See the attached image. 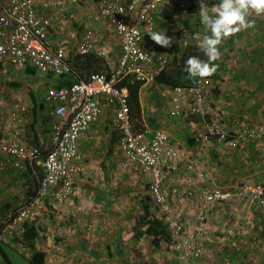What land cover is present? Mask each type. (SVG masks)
I'll return each mask as SVG.
<instances>
[{"label":"rangeland","instance_id":"rangeland-1","mask_svg":"<svg viewBox=\"0 0 264 264\" xmlns=\"http://www.w3.org/2000/svg\"><path fill=\"white\" fill-rule=\"evenodd\" d=\"M183 2L185 8L174 10L170 21L161 16V11L156 15L154 31H165L171 39L169 47L155 44L150 36L144 40L150 55L160 57L165 68L182 66L189 53L202 49L204 36L211 35L201 24L198 0ZM204 2L209 14H214L213 6L220 0ZM57 7L56 14L51 15L54 34L50 41L66 47L73 59L81 36L89 28L95 34L96 50L104 53L100 72L113 67L119 43L110 28L93 21L95 0H74L71 5L62 0ZM249 12L247 18L254 21L253 25L222 39L216 60L222 69L219 78L197 77V84L190 86L197 87L200 95L198 113L195 98L185 95L179 100L178 114L171 116L172 96L164 94L166 88L149 82L141 89L143 107L140 117L132 119L133 126L151 134L154 128L148 119L157 117L156 129L166 133L168 147L174 153L163 162V184L168 189L164 207L149 202L146 178L138 169L122 168L123 157L115 146L116 156L106 162L101 155L107 152L106 141L99 135L95 157L90 163L80 160L82 171L73 176L74 188L87 184L83 163L88 164L90 185L106 187L107 197L104 194L102 203L88 212L79 203L74 204V210L80 212L67 215L66 201L43 212L40 224L34 225L43 237L29 246L22 244L19 236L14 239L20 247H2L12 264H32L31 258L36 255L28 249L35 244L50 250L62 248L69 253L67 264H264V13ZM89 13L93 16L87 18ZM184 76L190 78L189 74ZM47 77L57 84L65 82L55 75ZM4 80L0 82L1 112L11 100L27 102L11 94V88H15L11 83H15ZM50 86L44 84L45 90ZM21 87L28 96L30 88L26 84ZM42 91L36 93L37 99L44 98ZM31 106L27 108L28 129L32 124ZM193 115H201L202 121L191 123ZM41 117L40 130L45 134L40 136L42 142L50 134L51 121L45 112ZM106 132L110 135L109 129ZM28 138L32 144V137ZM215 191L220 193L214 196ZM93 199V194H87L77 200ZM49 259L44 264H59L53 260L58 262L60 256ZM0 264H6L1 256Z\"/></svg>","mask_w":264,"mask_h":264},{"label":"built area","instance_id":"built-area-1","mask_svg":"<svg viewBox=\"0 0 264 264\" xmlns=\"http://www.w3.org/2000/svg\"><path fill=\"white\" fill-rule=\"evenodd\" d=\"M50 4L0 0V65L21 71L30 68L42 76H64L67 81L45 92L43 101L51 122L49 139L41 147H33L23 138L27 113L24 104L11 100L1 112L0 173L31 171L36 181L33 192L11 209L0 224V242L5 236H22L26 222L36 225L43 212L55 209L73 195V176L82 171L81 143L105 108L112 109L109 128L116 134L122 168L141 171L147 180L149 202L161 208L167 200L163 162L174 154L168 147L167 135L161 129L155 128L148 134L133 126L127 90L119 88L118 83L133 75L145 85L165 69L160 57L150 55L144 40L155 30L158 12L166 7L183 10V0H95L93 21L112 30L119 43V54L109 70L85 76L73 69L72 53L50 41L54 34L51 15L56 14L60 2ZM94 35L89 28L83 33L76 56L104 57L96 50ZM165 93L172 96L169 115L178 114L179 100L185 95L195 98L199 112L197 87L166 88ZM36 169L40 170L39 175ZM219 193L215 191L214 196Z\"/></svg>","mask_w":264,"mask_h":264},{"label":"crops","instance_id":"crops-1","mask_svg":"<svg viewBox=\"0 0 264 264\" xmlns=\"http://www.w3.org/2000/svg\"><path fill=\"white\" fill-rule=\"evenodd\" d=\"M36 1L39 3H47V4H48V1H49V4L52 1L55 2V0H36ZM59 1L62 2V0H59ZM65 1H67L69 5L73 4V2H74V0H65ZM90 9H92V8L90 7ZM91 14L92 13H89V15H87V18L91 17ZM103 52H106V51L103 50ZM0 67H1V69H0V73H1L0 74V77H1L0 82H1V80L6 79V80H4V82L15 83L12 85V87H15V88H11V90H10L11 94L13 96L16 95V96H22L21 98H25L26 99L25 101H27V102L23 103V104L26 106V108H28L29 106L32 105L30 97H29V95L32 94L36 99L37 106H39L41 104V107H42L39 109L36 108L37 109V118L38 119L42 118L41 116L44 112L47 114V110L44 111V109L46 107L45 106L43 107V105H44L43 99L44 98L42 99L40 96L37 99L36 93H38L39 89L43 88L42 92H44V95H45L46 90L44 88V84L49 83V84H51V86H55V85H58L57 81H51L50 78H48L47 76H42V75H39L38 73H35L32 76V75H27V73L24 70L21 71V70L15 69V68L14 69L9 68V67L6 68V67H2L1 65H0ZM5 74H6V76H3ZM20 84L22 86H23V84H26V86H28L30 88L28 96H26V91L23 89V87H21L22 90H21V88L19 89ZM24 95L26 97H24ZM141 96H142V92H140V97ZM148 97L150 99L151 94H149ZM40 98L42 100H40ZM2 104H4L3 100H2ZM140 105H142L141 98H140ZM1 110L2 109H1V105H0V119H2V116H3V115H1ZM28 110L29 109H27V113H26L27 117H29V115H30V113H29L30 110L29 111ZM31 115H32V113H31ZM111 115H112V109L105 108L104 112H103V116L90 128V131L87 133L85 140L81 143L80 153H82V159L84 162L90 163V161L93 159V157H95V151H96L95 150L96 149L95 144L97 143L96 140L98 139L99 135L104 136L105 141H106V143H105L106 148H104V149H106L107 152L105 154H101L102 152H100V154L102 156L104 155L103 156L104 159L107 158V159H105L106 162L108 159L109 160L114 159V157L116 156V153H114V146L117 149L116 134L112 133L110 128H109V119H110ZM153 118L156 119L155 120L156 124H158L159 121L157 120V117L154 116ZM25 120L26 121L23 122V129L25 132L24 133L25 137L23 136V138L28 144H30L31 140H30V138H28V136H30V134L28 133L29 132V129H28L29 121L27 119H25ZM191 123L196 124V122L193 120H191ZM40 125L41 124L39 122L34 129V132H36L37 137H38V143H37L38 145L30 144L33 147H41L40 145H42V143L44 145L49 139L50 134H48L45 139H42V142H41L40 136L45 135V134H43V132L40 130ZM157 126H159V125H157ZM160 126H162V124ZM106 128L110 130V135L107 134ZM181 135H182V138L184 139L185 135H183L182 133H181ZM108 136H110V139L107 141L106 137L108 138ZM93 145H94V147H93ZM103 146L104 145H102V147ZM83 166H84V170L86 173L85 179L88 178L87 184L80 183L79 185H76V187L74 188L73 195L67 199V201L65 202V205H64L65 208H67L66 209L67 210L66 214L68 213L67 215H71V214H75V213L80 212V211L74 210V204L76 205V204L81 203V208H83V210L86 209V211H87L89 208L93 209L94 205L96 206V204H99V203L101 204L102 203L101 197L105 196V195L107 197V194H108L106 191H104V190H106V187L101 186V185L100 186H98V185H94V186L92 185L91 186L90 185L89 178L91 175H90V171L88 169L89 166H88V164L85 165L84 163H83ZM98 170H99L98 172H100V168ZM103 172L107 173L106 170ZM25 178H27V181H24ZM31 179L32 178H31L29 172L18 173V172H14V171H11V172L6 171L4 173H0V215H2L1 218L5 219L6 215L9 213V211L11 209L20 205L23 201H25L27 199V197L31 194V192H33L34 185L31 184L32 183ZM82 181L85 182L84 179ZM113 189H114V187H113ZM101 191H102V194L99 197L98 193L100 194ZM87 194L90 197H92V194H93V197H94L93 201L87 200L89 202L88 203V202H86V200H82V201L77 200L78 198L85 199ZM92 202L95 204H93ZM58 216H60V215H58ZM40 220H41V218L39 219L37 224H40ZM80 220H82V219H80ZM73 221L74 220L72 219V222ZM39 237L40 238L43 237L42 234L38 233V238ZM48 237L50 238L51 236L48 235ZM71 238H74V237H71ZM18 239H19V237H18ZM2 244L8 245L10 248H13V249L18 247V245H19V247L21 245L20 243H17L16 241H14V239L8 238V236H5V239L2 242ZM24 244H27V243H24ZM48 248L49 247H45V246L44 247H40V246L36 247V244H35V247L32 246L31 249H28V250L30 251V254H33L34 252L43 253L44 254V260L45 261L47 260L46 262H48V260H50L49 258H51L52 256H60V259H58L59 260L58 262L56 260H53L54 263L67 264L66 263V261H67L66 255L69 254L68 252H64V250H62V248H59L56 250H54V248H52V250H54L52 252V250H50ZM62 254H65V256Z\"/></svg>","mask_w":264,"mask_h":264},{"label":"trees","instance_id":"trees-1","mask_svg":"<svg viewBox=\"0 0 264 264\" xmlns=\"http://www.w3.org/2000/svg\"><path fill=\"white\" fill-rule=\"evenodd\" d=\"M174 10L170 7H166L161 11V16L166 20L170 21L174 17ZM185 27L188 28L187 22H185ZM196 51L191 55V53H187L190 57L196 56L200 58L201 60L208 61V58L205 56L203 51L201 49H195ZM199 53V55L197 54ZM189 59V58H188ZM186 61L184 60V64L182 66H175L174 62V68H171L167 66L161 73H159L154 79L153 83L157 85H161L164 88H180V87H190L191 85H196L195 83L197 80L196 78L190 77V78H185L184 75L188 74L186 71H184L186 67ZM73 69L79 73L80 76H85L89 73H95V72H100L102 70L101 65L104 64V61L102 58H97L93 54H89L86 56H76L72 60H70ZM210 64H215L217 66L216 71L213 75L209 77H204L205 79H211V80H217L219 78V73L222 71L221 65L215 60V61H209ZM1 69V67H0ZM25 72L27 75H34L35 71L33 69L27 68L25 69ZM61 79L65 80L63 84H58V85H64L67 84L66 77L62 76L60 77ZM12 86V84H11ZM18 86V85H17ZM144 86V83L140 80H137L133 75H128L124 77L119 83L118 87L119 88H125L128 93L127 97V104L129 107L130 111V116L131 118H139L140 113H141V105H140V92L142 87ZM31 103H32V109H31V117H32V124L29 129V134L32 137V144L38 145V137L36 132H34V129L36 125L39 123V119L37 118V109L42 108L41 104L37 106L36 99L35 97L30 94L29 95ZM44 107V105H43ZM37 108V109H36ZM192 120L195 122L202 121L201 115H193L191 116ZM156 119L151 118L148 119L151 128H156ZM13 170H8L7 172H11ZM15 172V171H14ZM32 180L35 182L36 176L32 174L31 171H28ZM36 172L38 175L40 174V170L36 169ZM37 175V176H38ZM35 186V185H34ZM155 224L159 225V221H154ZM150 232V231H149ZM38 233L39 229L36 228L33 223L31 222H26L24 224V232L21 236V242L22 244L27 243L29 246H31L36 239H38ZM14 241H18V239H14ZM24 242V243H23ZM154 242L157 243V239H154ZM9 247L8 245L2 244L0 242V256L2 257L3 261L6 264H12L10 260L7 258L6 253L3 251L2 247ZM10 248V247H9ZM13 249V248H10ZM31 249V248H30ZM33 255H36L35 258H31V263L32 264H44V254L43 253H36L34 252Z\"/></svg>","mask_w":264,"mask_h":264},{"label":"clouds","instance_id":"clouds-1","mask_svg":"<svg viewBox=\"0 0 264 264\" xmlns=\"http://www.w3.org/2000/svg\"><path fill=\"white\" fill-rule=\"evenodd\" d=\"M199 16L201 24L211 33L205 35L202 40V51L208 61L201 60L196 56L189 57L186 61V71L190 77H209L216 71L217 66L210 64L220 56L219 46L222 39L241 29L249 28L254 21L249 20V10L256 13H264V0H220L213 6L214 14H209L208 6L204 0H198ZM155 44L169 47L171 39L165 31H151L148 33Z\"/></svg>","mask_w":264,"mask_h":264}]
</instances>
